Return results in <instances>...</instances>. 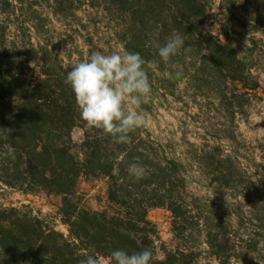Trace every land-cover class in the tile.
Wrapping results in <instances>:
<instances>
[{
	"label": "trees",
	"instance_id": "obj_1",
	"mask_svg": "<svg viewBox=\"0 0 264 264\" xmlns=\"http://www.w3.org/2000/svg\"><path fill=\"white\" fill-rule=\"evenodd\" d=\"M216 1L0 0V194L8 187L26 195L61 197L58 218L67 229L63 232L57 220L27 207L0 203V264H80L88 255L109 264L115 249L133 253L145 248L154 251L152 264H257L264 211L250 217L207 215L188 195L183 162L152 140L148 127L131 133L130 144H118L89 127L65 82L71 65L46 36L50 15L67 20L83 6L96 8L109 16L126 51L162 61L158 48L178 33L185 44L177 55L188 53L201 62V88L221 84L227 96L228 89L241 85L248 95L262 87L255 72L260 41L252 36L241 57L228 32L210 29ZM222 1L242 5L244 28L264 36V0ZM245 106L230 98L227 109L236 117ZM78 127L84 130L80 142L73 136ZM212 158L211 152V165ZM228 162L231 170L223 169L220 179H229L230 185L234 175L238 179L244 173L236 157ZM131 163L145 167L143 179L129 176ZM83 179L106 183L108 207L85 205L79 189ZM155 208L172 213L174 244L162 239L151 219Z\"/></svg>",
	"mask_w": 264,
	"mask_h": 264
},
{
	"label": "rangeland",
	"instance_id": "obj_2",
	"mask_svg": "<svg viewBox=\"0 0 264 264\" xmlns=\"http://www.w3.org/2000/svg\"><path fill=\"white\" fill-rule=\"evenodd\" d=\"M231 5L217 0L213 5L215 16L208 26L221 34L228 32L241 57H246L250 39L256 36L260 43L256 47L259 61L255 72L262 87L245 95L246 90L240 85L235 90L228 89L227 96L226 88L221 84L201 88L198 83L203 79L198 76L201 62L183 53L173 56L167 63L153 59L159 64L148 70L152 96L141 108L150 117L151 139L161 144L170 156L183 162L188 195L197 200L201 209L213 216L244 214L250 217L259 210L264 211V36L249 33L243 25L247 17L245 9L239 4L237 7ZM109 20L103 11L88 10L83 6L76 16L67 20L50 15V32L46 36L56 44L66 65H72L94 51H126ZM228 23L229 27H226ZM178 72L182 74L179 78ZM208 79L211 81V77ZM230 98H234L236 105L246 104L244 111L236 117L227 109ZM73 136L80 142L84 130L76 128ZM231 156L237 158L244 177L237 179L234 175L235 180H230L228 185L229 179L220 178L222 170L230 168L228 159ZM79 189L86 196V206L96 210L108 207L104 181L83 179ZM1 191L0 203L27 207L34 214L57 220L58 228L67 232L58 218L61 197L26 195L8 187ZM150 217L158 224L162 239L167 244H174L172 213L165 208H155ZM260 251L261 256H257L261 259L257 264H264V245L260 246Z\"/></svg>",
	"mask_w": 264,
	"mask_h": 264
},
{
	"label": "clouds",
	"instance_id": "obj_3",
	"mask_svg": "<svg viewBox=\"0 0 264 264\" xmlns=\"http://www.w3.org/2000/svg\"><path fill=\"white\" fill-rule=\"evenodd\" d=\"M185 41L173 33L158 48V55L167 63ZM159 64L157 60H145L138 52L114 50L110 53L94 51L86 58L74 62L67 72L81 118L89 127L109 134L118 144H130L131 133L150 126V117L141 106L149 103L152 84L148 70ZM182 74L177 73L179 78ZM130 177L143 179L144 166L131 163L127 168ZM154 251L145 248L129 253L115 249L110 253L109 264H152ZM80 264H103L99 255H88Z\"/></svg>",
	"mask_w": 264,
	"mask_h": 264
}]
</instances>
